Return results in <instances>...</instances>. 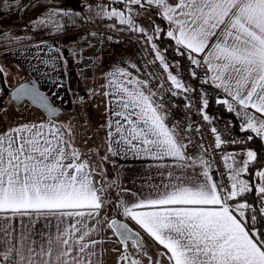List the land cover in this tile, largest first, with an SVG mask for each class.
<instances>
[{
  "label": "snow or ice",
  "instance_id": "6c2138e0",
  "mask_svg": "<svg viewBox=\"0 0 264 264\" xmlns=\"http://www.w3.org/2000/svg\"><path fill=\"white\" fill-rule=\"evenodd\" d=\"M119 3L98 4L95 15L118 18L125 26L119 30L138 32L151 42L164 30L154 25L152 35H147L136 23V9L156 6L158 15L168 21L166 35L175 41L177 53L186 55L195 68L204 69L203 83H213L227 94L218 103L242 116L241 131L251 129L264 139V0H122L123 7L112 6ZM36 4L32 0L31 6ZM42 9L32 27L54 34L65 32L67 23L75 24L80 15L56 6L54 0ZM89 10L93 11L91 5ZM109 26L116 27L114 23ZM42 45L47 41L36 45L38 59ZM151 48L164 69H169L157 44L151 43ZM47 51L62 55L58 47L47 46ZM41 62L48 65L54 60ZM107 77L111 91L104 95L114 96L119 109L113 110L115 119L107 121L108 150L114 155L126 150L157 160L171 157L180 169V175L167 172L168 182L154 186L153 195L117 206L163 250L155 258L149 256L140 233L102 215L103 189L96 186L89 160L51 119L58 109L50 98L35 83H25L15 89L13 99L27 98L50 119L0 131V264H103L100 246L104 240L99 237L109 229L119 238L120 247L113 249L118 253L117 264H144L129 254V241L148 256L149 264H161L162 259L167 264H264V228L256 226L264 224V169L255 172L253 181L241 178L250 163L258 161L257 152L247 151L240 167L235 166L234 154L223 157L226 185L211 174L208 161L186 155L187 146L165 124V114L159 111L162 106L152 99L156 94L143 90L148 81L132 77L122 67L109 71ZM167 79L178 90L194 91L171 72ZM207 104L203 99L202 107ZM249 109L260 113V118ZM203 119L210 117L205 114ZM211 132L216 134L215 147L220 148L225 141L215 127ZM253 138L247 136V140ZM203 151L207 154V149ZM253 191L259 207L245 195Z\"/></svg>",
  "mask_w": 264,
  "mask_h": 264
},
{
  "label": "crops",
  "instance_id": "0c3cea01",
  "mask_svg": "<svg viewBox=\"0 0 264 264\" xmlns=\"http://www.w3.org/2000/svg\"><path fill=\"white\" fill-rule=\"evenodd\" d=\"M172 2H175V0H172ZM153 7L156 8V6ZM80 18L81 15L77 16L75 24L67 25L65 32L54 34L47 30L45 32L43 30H35L25 34L23 37H19V39H17L16 35L10 37L8 39V45L0 48V67L3 68V72L0 73V131L15 127L20 123H40L50 119L49 116L45 115L36 107L34 109L41 111L43 114H39L36 110L30 111L28 115L18 114L17 111L27 102H24L22 106L16 107L11 99V93L15 86L21 82L34 79L51 100L64 109L65 116H61L58 119H51L61 127L66 133V138L74 146L72 135L68 133L63 119L73 118L71 114L77 109V103H80L79 94L90 90V87H92L91 91H95L94 96L98 97V100H101L103 114V118H100L101 123H97V126H94L95 129L101 131L103 137L101 139L102 143L100 142V145L96 147L108 157V162H110L111 169L114 173L113 181L110 180L112 182L107 186L111 187L112 190V194L109 195V191L100 183L101 180H104V175L102 173L101 176L97 174L98 168L95 167L96 162L94 163L97 159L88 150L83 151L84 155H90V157L86 156L84 158L89 160L90 168L94 169L93 179L96 186L103 189L102 198L105 202V207L102 210V215L109 219L119 218L126 224L136 228L149 242L163 250L161 246L156 244L147 235L140 225L130 220V218L123 216L117 206L122 201L131 204L137 198H146L153 195L155 192L154 186L161 185L162 182H168L167 172L172 171L175 175H180V169L177 167V161L171 157L157 160L151 156L134 155L126 150L121 151L119 155H114L108 150L110 138L108 137L109 128L107 121L110 117L115 119L113 117V110L119 109L116 108L114 96L104 95L105 92L111 91L107 86L109 79L107 73L119 67L114 61L115 58L118 55H129V50L126 46L107 41H102L101 45L92 54H88L85 51L72 52L67 50L62 35L76 29ZM41 41H47V45H42L44 50L40 52V58L38 59L36 45ZM47 46L60 48L62 55L49 53ZM74 53L76 54L74 55ZM43 59H53L54 63L45 65L41 62ZM207 84L223 96L224 99L228 98L227 94L222 89L217 88L215 84ZM143 90L146 94L150 92L147 85H143ZM158 104L162 106L159 111L165 114V124L175 131L179 142L184 144L186 139L185 131L172 120L169 108L163 103ZM235 107L243 113L244 109L238 105H235ZM248 111L253 113L257 118H260V113L255 112V110L249 109ZM235 116L238 127L241 130V125L244 123L242 116H237L236 114ZM244 131L256 136L251 129H245ZM261 140L264 143V139ZM112 146L117 147L116 145ZM249 150L256 152L255 147L251 143L232 151V154L235 155L236 167L242 166L243 161L246 159L245 154ZM161 165H165L166 167H161ZM262 169H264V166L258 170ZM249 171L244 173L246 175L243 174L241 178L250 181L255 180V172L257 170L252 175ZM162 173L163 175H161ZM109 206L113 208V211L110 216H107L106 208ZM110 231H112L111 235L114 237V230L111 229L105 231L99 237L104 240V243L100 246V249L103 250V264H117L118 253L113 251V249H116L113 244H109ZM108 246L111 248V254H109ZM133 258L142 259L144 264H149L148 256L143 255L140 251Z\"/></svg>",
  "mask_w": 264,
  "mask_h": 264
},
{
  "label": "built area",
  "instance_id": "2783aa9c",
  "mask_svg": "<svg viewBox=\"0 0 264 264\" xmlns=\"http://www.w3.org/2000/svg\"><path fill=\"white\" fill-rule=\"evenodd\" d=\"M113 23L116 27L109 26ZM121 27L125 26L119 24L118 18L85 16L79 19L76 29L63 34L62 38L67 50L72 52L85 51L92 54L102 41L126 46L129 55H118L114 60L117 66L125 68L139 80L148 81L146 85L149 91L156 94L152 97L153 101L156 104H165L170 110L172 120L185 131L186 155L192 159L203 158L208 161L212 165L211 174L217 180L223 181L226 185L229 184L223 157L232 154L234 149L248 145L252 140H247V136L254 137V135L241 131L232 115L212 113L208 110V104L207 107H202L203 99H207V96L200 86H190L183 82L185 87L194 89V91L183 92V90L176 89L167 79L168 73L171 72L170 68L164 69L163 64L155 57V50L151 48V43H155V39L146 42L144 35L138 32L119 30ZM92 33L97 35L92 36ZM132 65H136V67L133 68ZM197 76L198 82L206 78L203 68L197 69ZM173 92L179 94L173 95ZM205 114L210 117V120L203 119ZM213 127L225 141L220 148L215 147L216 134L211 132ZM232 141L242 143H232ZM201 145H203V149H207V154L204 153ZM254 198L255 200L251 202L253 205L255 202L259 203L256 193Z\"/></svg>",
  "mask_w": 264,
  "mask_h": 264
},
{
  "label": "rangeland",
  "instance_id": "374dc122",
  "mask_svg": "<svg viewBox=\"0 0 264 264\" xmlns=\"http://www.w3.org/2000/svg\"><path fill=\"white\" fill-rule=\"evenodd\" d=\"M47 3L48 0H37L36 6H31L32 0H19V2H17V0H6V2H4V0H0V48L8 45V39L10 37H14L15 35L17 37H23L25 34L35 31L36 29L32 27V21L42 14V5ZM54 3L56 6L63 7L70 12L79 13L81 17H85L95 15L96 6L98 4L108 5L112 3V0H54ZM89 5H91L93 11L89 10ZM112 6L123 7L122 0L121 3L114 4ZM136 11L139 13L136 17L137 25L144 27L146 29V34L152 35L153 27L154 25L159 26L158 20L161 16L158 15L155 7L147 10L138 8ZM72 24L73 23L70 21L67 23L68 26ZM43 31L45 32L46 30ZM91 88L92 87H90V90L79 94L80 103H77V109L71 114L73 118L69 117L68 119L63 120L65 126L71 128L70 134L73 138L74 147L81 149L80 152L83 154L88 150L92 153L91 155L97 159L94 163L96 162L95 167L98 168L97 174L101 176V173L104 171L103 164L108 162L109 159L106 155L100 152L99 149H97L100 142L102 143L101 139H103V137L101 131L95 129L94 126H97V123H101L100 118H103V114L101 100H98V97L94 96L95 91H91ZM34 108V106L26 103L17 112L20 115H28L30 111L32 112L36 110L39 114H43L41 111ZM86 156L90 157V155H84V157ZM104 157H107V159H103ZM112 181L107 182L105 179L100 181L102 186L109 191V195L112 194V190L111 187L107 186H109ZM112 211L113 208H111V206L107 207L106 215L110 216ZM130 228L134 232L140 233V236L143 238L142 242L146 245L149 256H153V258H155V253L162 251L158 246L149 242L136 228H133L132 226H130ZM111 232L112 231L109 233V244H113V246L118 249L120 247L119 238L115 235L113 237ZM108 251L109 254H111V248L109 246ZM138 252L139 251L135 248L133 241H129V254L131 256H135ZM161 264H167L166 260L162 259Z\"/></svg>",
  "mask_w": 264,
  "mask_h": 264
},
{
  "label": "trees",
  "instance_id": "16d2710c",
  "mask_svg": "<svg viewBox=\"0 0 264 264\" xmlns=\"http://www.w3.org/2000/svg\"><path fill=\"white\" fill-rule=\"evenodd\" d=\"M158 23L160 28L164 31L154 37L155 43L157 44L160 53L165 57V61L169 64L171 72L176 75L182 82H185L190 86L198 85L204 90L208 100V110L210 112L232 115L236 121V113L234 111H229L228 105L218 103L219 100L224 99L223 96H221L216 90L211 88L209 84L203 83L204 80L198 82L197 75L195 77L191 75V72L195 68V66L191 64L186 55L180 56L177 53L175 41L166 35V31L168 29V21H166L163 17H160ZM197 69L198 68H195L196 73ZM236 125L238 127L237 121ZM250 143L255 147L258 155V161L252 162L249 165L250 172L254 173L255 170H258L264 166V143L257 136H254L253 140ZM103 166L104 171L102 172V175H104V179H106L107 181L112 180L114 177V173L111 169L112 167L110 162H105ZM245 195L249 203L255 200V191L247 193ZM254 206L259 207V203L255 202ZM256 226L258 228H264V224H257Z\"/></svg>",
  "mask_w": 264,
  "mask_h": 264
},
{
  "label": "water",
  "instance_id": "95a60500",
  "mask_svg": "<svg viewBox=\"0 0 264 264\" xmlns=\"http://www.w3.org/2000/svg\"><path fill=\"white\" fill-rule=\"evenodd\" d=\"M25 83H28V84L35 83V84L37 85V87L39 88V90H40L41 92L45 93V91H43V90L38 86V84L36 83V81H35L34 79H31V80H29V81L21 82L20 84H18L17 86H15V87L13 88L12 93H11V99H12V101L14 102L15 106H16V107H19V106H21L24 102H27L28 104H30V105H32V106L38 108V109L41 110L45 115L48 116L47 112H46L43 108H41L38 104H34V103H32V102H31L30 100H28L27 98H24V99L21 100V101H16V100L13 99L12 94H13V92L15 91V89L18 88L21 84H25ZM45 94H46V93H45ZM46 95H47V94H46ZM47 96H48V95H47ZM48 97H49V96H48ZM49 98H50V97H49ZM50 102H51V104H52L54 107H56V108L58 109V112H57L56 116H55V117H51V118H53V119H58V118H60L61 116H63V115L65 114L64 109H63L61 106L55 104V103L51 100V98H50ZM116 219L120 220L119 218H116ZM120 221H121L122 223H125V222L122 221V220H120ZM128 226H129V225H128ZM129 228H130V226H129ZM130 229H131V228H130Z\"/></svg>",
  "mask_w": 264,
  "mask_h": 264
}]
</instances>
